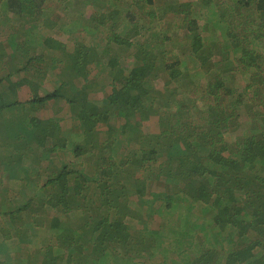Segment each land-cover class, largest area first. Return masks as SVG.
<instances>
[{
	"label": "trees",
	"instance_id": "obj_1",
	"mask_svg": "<svg viewBox=\"0 0 264 264\" xmlns=\"http://www.w3.org/2000/svg\"><path fill=\"white\" fill-rule=\"evenodd\" d=\"M65 1L0 0V245L29 223L25 264H264V0Z\"/></svg>",
	"mask_w": 264,
	"mask_h": 264
},
{
	"label": "rangeland",
	"instance_id": "obj_2",
	"mask_svg": "<svg viewBox=\"0 0 264 264\" xmlns=\"http://www.w3.org/2000/svg\"><path fill=\"white\" fill-rule=\"evenodd\" d=\"M60 5L58 6V10L59 11H57L56 10V13H55V15L56 16H58L59 18V20L60 21H58V23L59 22H61L64 18H63V16H65V15H67L68 17H70V18H72L73 16H76L77 15V13H76V9H74V10H71V9H73V4H72V2L73 1H65V0H60ZM68 2V4H67V8H63V6L64 5H66V3ZM91 7H87L86 9L87 10H84V14L87 12V11H90L91 9H90ZM155 10H157V13H159V14H161L162 15V11H166V10H164L163 8H156ZM8 14L9 15H11L12 13L11 12H9L8 11ZM165 16V18L167 19V20H169V21H171V18H170V15H164ZM52 17H53V15H52ZM53 19H55V16H54V18ZM166 20V23L168 22ZM155 26H158L157 24L155 25ZM162 27H163V29H165V27H164V24L162 23ZM212 29V31H213V28H211ZM23 30L25 31V27L23 26ZM47 34H49L50 32H48V31H46V30H44ZM212 31L210 30V31H207V33L205 34L206 36H212V35H214L213 33H212ZM166 32H167V30H166ZM180 32V31H179ZM83 39H85V42L86 43H88V41L86 40V39H88V36H86L85 38H83ZM178 46V45H181V44H179V43H177V44H175L174 46ZM7 52L9 53L10 52V49L9 48H7ZM37 66H40L39 64L37 65ZM8 70H10V68L9 67H4L3 69H2V72L1 73H3V71H5V73L6 72H8ZM161 74V73H160ZM105 76V75H104ZM164 78L165 77H163V74H162V77H160V79L163 81L164 80ZM45 87L46 88H48L49 86L48 85H45ZM100 90V89H99ZM100 91H102V90H100ZM94 95H96L97 97H100L101 95L100 94H98V93H96V94H94ZM67 110V109H66ZM47 113V111H46V109H44V110H40L39 112H38V114H40V115H42V116H45V114ZM143 131L144 132H147V133H149V132H152V133H155V132H157L158 131V126H157V117L155 116V115H152V116H150L147 120H145L144 122H143ZM231 136L232 135H228L227 136V138L228 139H230V140H232L233 138H231ZM8 185H9V181H8V179H7V182H6ZM2 187L4 188V189H6V186L2 183ZM261 204H262V207H264V202H261ZM128 206H129V213L130 212H132L133 213V216L134 217H138V214H137V210L139 209L136 205H135V203H133V202H130V204H128ZM139 211V210H138ZM140 212V211H139ZM51 215L52 216H56L57 217V219H56V221L58 222V221H60V222H67V223H70L71 225H74L73 226V228L72 229H74L75 230V237H76V240L77 239H79V237H81L82 236V231L80 230L81 228V224L83 225V219L81 218V215H82V213L80 212V210H78V209H74V210H71V208H69V210L67 209V210H53L52 212H51ZM44 217L45 218H47L48 219V216L45 214L44 215ZM128 220V222H129V224L130 225H132V226H136V227H139L140 225H141V223H140V221H138V220H136V219H127ZM40 221H43V222H46L47 220H45V219H43V218H41L40 219ZM37 227L39 228L37 231H39L40 233L41 232H44L43 230H44V228H42V226L41 225H37ZM36 231V230H35ZM26 237L28 238V240H25V241H22L21 242V240H17L18 242L17 243H19L20 244V246H21V248H22V254H21V257H27V255H31V253H35L36 251L35 250H33V248H34V245L37 243L36 242V240H37V238H38V234H35V236H32V232L29 230V229H26ZM53 235H55V234H53ZM16 238H15V236H12V237H10L9 239H5L4 241H5V243L7 244V243H10V242H12V241H14V242H16V240H15ZM79 242L81 241L82 242V240L81 239H79L78 240ZM16 243V244H17ZM15 245V244H14ZM14 245H12L11 247H6L8 250H9V253L12 255V256H14V257H16V256H19V254H20V251H15L16 249L14 248ZM6 246V245H5ZM4 246V247H5ZM128 247H131L130 245L129 246H125V249L126 248H128ZM144 246H142V247H140L139 249H142ZM121 249L120 250V253H128V254H131V255H134L139 249H136V248H134V247H131L130 249ZM4 257V254L3 253H0V259H2ZM5 258V257H4Z\"/></svg>",
	"mask_w": 264,
	"mask_h": 264
},
{
	"label": "crops",
	"instance_id": "obj_3",
	"mask_svg": "<svg viewBox=\"0 0 264 264\" xmlns=\"http://www.w3.org/2000/svg\"><path fill=\"white\" fill-rule=\"evenodd\" d=\"M9 116V115H8ZM10 117V116H9ZM21 117H24V116H21ZM12 118L14 119V120H16L18 117H16V116H12ZM19 127H25V121H22V120H20V121H18V123H16ZM8 128H11L10 126L8 127ZM27 129V128H26ZM8 133H7V131L2 127V126H0V137L1 136H4V140H9V139H11L10 138V136H8L7 135ZM2 189L4 190V192L8 189V191H10V189L11 188H9V187H6V189H4L3 187H2ZM37 207H38V205H37ZM130 209V208H129ZM69 210V209H68ZM71 210H74V207H71ZM139 210V209H138ZM137 210V214H138V217L136 218V217H134L133 216V213L132 212H130L129 213V215L131 216V213H132V217H134V218H130V220L131 219H136V220H138L140 217V212ZM130 211V210H129ZM30 221V220H29ZM126 222H128V220L126 221ZM29 227V223H25V226H23L22 227V229L20 230V233L21 234H19L20 236H16V234H11L7 239H9L10 237H12V236H15V240H16V242H14V241H12V242H10V243H5L4 242V244H2V245H0V253H3L4 254V257L2 258V259H0V262H2V264H25V260H23L22 258H26V257H21V254H22V248H21V246H20V244L19 243H17L18 241L17 240H21V242L22 241H25V240H28V238L26 237L27 235H26V229H29L28 228ZM75 229V228H74ZM74 229H71V232H70V234H74L75 233V230ZM34 230H36V229H34ZM41 234L42 233H40L39 232V234H38V238H37V240H36V244L34 245V248H33V250H35L36 252L33 254V253H31V255H27V256H32V257H38V254H39V249H40V247H42L43 246V244H42V239H43V236H41ZM32 236H35V234H33L32 233ZM17 243V244H16ZM15 244V245H14ZM6 245V246H5ZM12 245H14V248L16 249L15 251H20V254H19V256H16V257H14V256H12L10 253H9V250L6 248V247H11ZM5 246V247H4ZM73 262V261H72Z\"/></svg>",
	"mask_w": 264,
	"mask_h": 264
}]
</instances>
